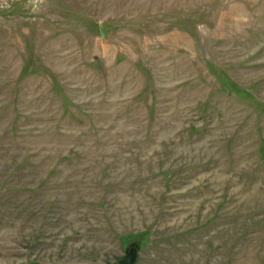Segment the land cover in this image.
Here are the masks:
<instances>
[{"label":"rangeland","instance_id":"rangeland-1","mask_svg":"<svg viewBox=\"0 0 264 264\" xmlns=\"http://www.w3.org/2000/svg\"><path fill=\"white\" fill-rule=\"evenodd\" d=\"M264 264V0H0V264Z\"/></svg>","mask_w":264,"mask_h":264},{"label":"water","instance_id":"water-1","mask_svg":"<svg viewBox=\"0 0 264 264\" xmlns=\"http://www.w3.org/2000/svg\"><path fill=\"white\" fill-rule=\"evenodd\" d=\"M138 259V248L132 246L125 257L116 264H135Z\"/></svg>","mask_w":264,"mask_h":264}]
</instances>
